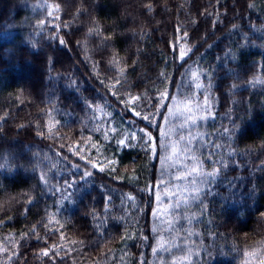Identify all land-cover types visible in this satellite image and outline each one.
Returning a JSON list of instances; mask_svg holds the SVG:
<instances>
[{"label":"trees","instance_id":"obj_1","mask_svg":"<svg viewBox=\"0 0 264 264\" xmlns=\"http://www.w3.org/2000/svg\"><path fill=\"white\" fill-rule=\"evenodd\" d=\"M181 48L191 49L183 61ZM256 78L264 79V0H0V264H230L247 232L264 248ZM140 96L156 105L151 112ZM93 102L110 115L90 110ZM137 104L150 128L134 115ZM182 106L196 118L183 129ZM168 109L177 112L165 141L173 155L101 135L144 129L158 146ZM189 138L202 171L217 172L197 178L195 201L191 177L175 179L192 164Z\"/></svg>","mask_w":264,"mask_h":264},{"label":"snow or ice","instance_id":"obj_2","mask_svg":"<svg viewBox=\"0 0 264 264\" xmlns=\"http://www.w3.org/2000/svg\"><path fill=\"white\" fill-rule=\"evenodd\" d=\"M56 10H58V6H56ZM49 15L50 16L52 15L51 11L49 12ZM60 43L63 44L64 41L60 40ZM186 51L187 52H191V49L190 48L187 49V50H185L183 48L180 49V59L182 61L185 59ZM191 78H192V82L195 83V87L197 89H201V88L204 87V85H202L199 82V76H198L197 72H191ZM164 79H167V77L165 76ZM253 82L254 83L255 82H259L261 84H264V79L256 78V79H254ZM117 83H119V79H117ZM113 94L115 95L117 93L114 92ZM129 95H131V94L129 93ZM165 96L168 97V100L170 102H175L176 101V97L171 96V95H169L166 92H161L160 99H164ZM137 99L144 103L143 111L151 112L152 109L156 106V105H152V106H148L147 105L148 97L140 96ZM125 103H126V101H125ZM156 104H159V99L156 101ZM174 106H175V104H174ZM164 107L167 109V105H165ZM88 108L90 110H92L93 112L99 111L101 113H104L105 115H110V113H105L104 112V107L102 105H94V102H93V104H89ZM125 110L128 111L127 108ZM132 111H133L134 115L140 116L141 119L146 121L145 128H150L152 126V118L150 116H148V115H142V109H141V105L140 104L134 105L133 108H132ZM188 112H189V114L184 116V123H181L179 125V127L181 129H183L186 126V123L189 122V121H191L192 124H195V122H196V118L191 115V109H188ZM176 115H177V113L174 110L168 109V116H163L162 115V119H164L165 122L167 123V122H169L171 117L176 116ZM181 115H183V114L181 113ZM49 116H51V113H49ZM152 116H155L154 112H152ZM201 119H203V118H201ZM55 127H56V125L54 123L50 122L48 124V133H49V135H51L53 133V129ZM157 129L159 130V125H157ZM94 131H100L99 127L97 126L94 129ZM113 133H115V134H113ZM42 134L43 133H38V135H42ZM101 135H104L106 139L108 138V136L111 135L112 141L118 147H121V146H123V147L133 146L131 142L135 140L137 142L136 146H142L143 150L146 151V152H149V153L153 152L156 147L164 148L165 150H167L169 147H172L173 151H174V145H169V144L165 143V141L168 140V138H169L168 132H165V131L161 132V136H162L163 139L160 141L158 146L157 145H153L152 137L144 129H140L139 133L136 132V131H131L128 134H124V131L123 130H119V126H117L116 128H113L110 132H101ZM87 138L90 141L92 140L91 136H89ZM180 139L183 140L184 137L181 136ZM190 145H192V139L191 138H189L188 143L186 145V148L188 150L187 158L192 161V164L190 166L186 165V164L183 165V167L185 168V171L184 172H178L175 175V179L176 180H186L189 177H191L190 183L194 187H191L189 189L190 199L195 201V200L199 199L200 188H199L198 184H202L204 182L203 180H198L197 178L198 177H214L217 174V172H216L215 169L213 171H208V172L202 171V169L204 167V164L201 163V161L194 155L195 149L193 147H190ZM95 146L99 147L98 145H95ZM217 147H219V146H217ZM77 150H79V149H77ZM169 159H171V157L165 156L161 160L162 172L164 171V166L166 165V163H167V161ZM209 159H211V157H209ZM178 160H179V156H177V158H176V161H178ZM176 161H173V163L175 164ZM108 163L109 164H113L114 161L109 160ZM73 167H77V166L73 165ZM92 167L96 168L97 164L96 163H92ZM103 170H104L103 168H100V171H103ZM112 170L114 171L115 169L113 168ZM83 175L91 176L92 173L91 172H85V173H83ZM40 179L45 184V186H50L53 189V192L59 191V192L63 193L64 189L58 188L55 185H49L48 184V177H47L46 174L41 175ZM161 179L163 180V176L161 177ZM72 186H73L72 182H68L64 187L65 188H71ZM66 198L67 197H65V199ZM127 199H129L131 201V200L134 199V197L129 196V197H127ZM157 199L159 200V197ZM183 203H185V205H187L189 202L188 201H183ZM153 215L155 216L156 213H153ZM96 218L98 219V217H96ZM166 223L168 224L169 229H170L171 221H166ZM101 226H103V221H101V223L97 225V227H101ZM164 230H168V229H164ZM152 231L154 233L159 234L160 231H161V226H159V225L154 226L152 228ZM157 245L163 251H169V248L164 246L162 237H161L160 240L157 241ZM173 246H174V242H173ZM152 251H153V253H157V248H153ZM189 254L191 255V253H189ZM44 255H48V253L45 252Z\"/></svg>","mask_w":264,"mask_h":264},{"label":"rangeland","instance_id":"obj_3","mask_svg":"<svg viewBox=\"0 0 264 264\" xmlns=\"http://www.w3.org/2000/svg\"><path fill=\"white\" fill-rule=\"evenodd\" d=\"M29 78V77H28ZM27 76L21 78V80H28ZM31 80V79H30ZM179 110L181 123H184V116L188 113V108L186 106H182ZM186 111V113L184 112ZM177 113V112H176ZM181 113L183 115H181ZM173 118L171 117L169 122L165 125V132H168L170 135L173 131ZM169 145H174V150L177 151V147L174 143H168ZM169 154L173 155V148L170 147ZM166 196V192L160 195L159 200L162 201L163 197ZM171 196V193L168 197ZM166 207L158 206L157 211H165ZM162 211V212H163ZM237 242L232 246V251L230 255V264H264V248L262 244L257 242L252 238V233H243Z\"/></svg>","mask_w":264,"mask_h":264}]
</instances>
